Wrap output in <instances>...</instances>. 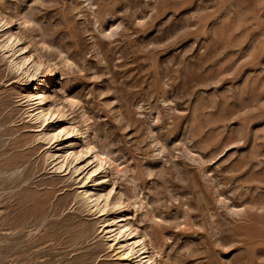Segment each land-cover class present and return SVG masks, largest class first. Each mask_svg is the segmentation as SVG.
Listing matches in <instances>:
<instances>
[{"label": "rangeland", "instance_id": "obj_1", "mask_svg": "<svg viewBox=\"0 0 264 264\" xmlns=\"http://www.w3.org/2000/svg\"><path fill=\"white\" fill-rule=\"evenodd\" d=\"M0 264H264V0H0Z\"/></svg>", "mask_w": 264, "mask_h": 264}]
</instances>
